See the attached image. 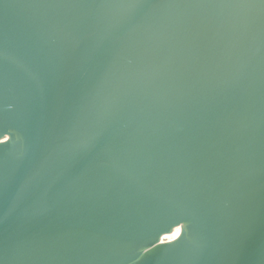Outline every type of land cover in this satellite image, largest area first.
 Wrapping results in <instances>:
<instances>
[{"label": "water", "instance_id": "obj_1", "mask_svg": "<svg viewBox=\"0 0 264 264\" xmlns=\"http://www.w3.org/2000/svg\"><path fill=\"white\" fill-rule=\"evenodd\" d=\"M0 264H264V2L0 0Z\"/></svg>", "mask_w": 264, "mask_h": 264}, {"label": "snow or ice", "instance_id": "obj_2", "mask_svg": "<svg viewBox=\"0 0 264 264\" xmlns=\"http://www.w3.org/2000/svg\"><path fill=\"white\" fill-rule=\"evenodd\" d=\"M262 2H264V0H262Z\"/></svg>", "mask_w": 264, "mask_h": 264}]
</instances>
